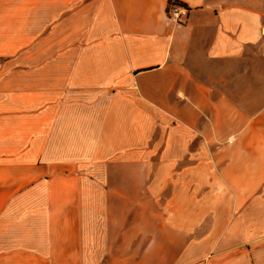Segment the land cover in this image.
I'll return each mask as SVG.
<instances>
[{
  "label": "crops",
  "instance_id": "obj_1",
  "mask_svg": "<svg viewBox=\"0 0 264 264\" xmlns=\"http://www.w3.org/2000/svg\"><path fill=\"white\" fill-rule=\"evenodd\" d=\"M0 264H264V0H0Z\"/></svg>",
  "mask_w": 264,
  "mask_h": 264
},
{
  "label": "built area",
  "instance_id": "obj_2",
  "mask_svg": "<svg viewBox=\"0 0 264 264\" xmlns=\"http://www.w3.org/2000/svg\"><path fill=\"white\" fill-rule=\"evenodd\" d=\"M167 18L172 23H181L188 14V7L175 1H170L167 7Z\"/></svg>",
  "mask_w": 264,
  "mask_h": 264
},
{
  "label": "rangeland",
  "instance_id": "obj_3",
  "mask_svg": "<svg viewBox=\"0 0 264 264\" xmlns=\"http://www.w3.org/2000/svg\"><path fill=\"white\" fill-rule=\"evenodd\" d=\"M181 4V3H180ZM184 5V4H183Z\"/></svg>",
  "mask_w": 264,
  "mask_h": 264
}]
</instances>
